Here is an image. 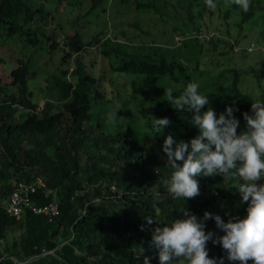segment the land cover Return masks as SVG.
<instances>
[{"label": "trees", "instance_id": "obj_1", "mask_svg": "<svg viewBox=\"0 0 264 264\" xmlns=\"http://www.w3.org/2000/svg\"><path fill=\"white\" fill-rule=\"evenodd\" d=\"M31 1L0 0V26H5L9 38L26 37L27 47L42 51L44 42L39 33L25 28L42 12L41 8H34ZM90 1L91 9L86 15L104 2ZM119 1L132 4L140 11L159 12L155 1ZM196 1L188 3L189 13L199 0ZM256 14L257 7L252 2L247 11H240L239 27ZM187 39H196L197 44L209 43L215 48L221 42L230 43L232 50L238 44L215 37L213 33L209 40L197 34L188 35ZM49 40L51 37L47 38ZM101 45V53L112 59V69L118 75L163 80L167 87L173 88L174 95H179L191 81L186 75L187 68L166 55L129 52L128 47L122 48V45L101 43L99 37L88 42L85 35L77 31L66 44L70 56L68 53L61 60L62 67L70 66L69 60L73 58L74 66L72 70L60 67L50 77L54 102H46L40 108L28 90V81L35 78V73L28 62L17 60V67L10 73L14 90L8 93L9 86L0 83V264H142L137 254L139 249L151 256V264H160L159 255L151 254V250H156L151 236L158 221L149 225L146 217L151 215L167 223L181 218L180 210L184 207L202 218L210 207L221 199H228L230 190H236L242 182L238 176H199V195L184 201L173 199L166 188L172 170L166 163L163 141L169 133L176 139L190 141L199 130L190 123L191 113L176 109L170 102L171 97L158 98L141 86L138 113L146 119L150 130L144 131L147 139L143 140L127 105L116 114L114 102L117 100L104 96L98 80L87 72L81 60L80 54L85 49ZM177 49L167 51L172 53ZM3 64L5 60L0 57V68ZM235 76L232 88L217 89L221 93L217 99L228 94L232 107L239 113L236 117L240 120L237 129L240 133L246 130L247 122L242 120H245V112L252 113L254 100L241 91L237 72ZM213 95L210 92L209 99ZM56 103L62 105L61 111H55ZM208 107L205 105L202 110ZM226 107L224 104L220 109L223 111ZM109 112H114L115 123L107 122ZM124 113L129 115L120 119L119 115L124 116ZM154 117H167L171 121L161 130L162 134H157L152 127ZM37 177L45 180L47 192L34 198H38L41 205L58 202L60 215L52 220L32 212L18 218L8 216L5 203L14 183L30 182ZM236 179L238 185L234 184ZM154 204L158 205V210ZM246 208L247 204L240 211L221 209L220 213L227 222L232 216H245ZM209 222L206 221V225ZM216 229L219 235H224L217 226ZM17 232L19 237L15 236ZM11 234L14 236L10 242ZM226 264L240 262L227 261Z\"/></svg>", "mask_w": 264, "mask_h": 264}, {"label": "rangeland", "instance_id": "obj_2", "mask_svg": "<svg viewBox=\"0 0 264 264\" xmlns=\"http://www.w3.org/2000/svg\"><path fill=\"white\" fill-rule=\"evenodd\" d=\"M145 1L157 2L159 12L140 11L132 4H122L119 0H104L102 5L86 15L91 9L90 0L80 2L79 0H32L34 8H41L42 12L37 13L33 22L25 28L39 33V37L44 42L43 50L36 51L32 46L27 47L26 37L9 38L4 29L5 26H0V57L5 60V64L0 68V83L10 87H7L8 93L14 90L11 87L10 73L17 67V60L22 59L28 62L31 71L35 73V78L28 81V90L33 93V101L38 103L40 108L46 102H54L49 79L60 67L72 70L73 58H69L70 63L72 62L71 65L69 63L70 66L62 67L61 60L68 53L70 56L71 51L66 46L68 40L77 31H81L88 42L92 40L94 42L95 38L99 37L101 43L105 41L111 45H122V48L128 47L129 50H126L129 52L166 55L182 64L187 68L188 78L199 83L203 94L208 97L210 92L214 94L209 99V106L218 114L226 111V109L221 110L222 105L225 104L228 107L233 105L228 100V94L223 95L221 100L217 99L221 95L217 89L221 86L232 88L236 72L239 76L241 91L249 94L254 102L264 101V0H250V4L255 3L257 14L242 27H239L242 8L237 6L234 0H215L214 8H210L206 0H197L190 13L187 10L190 0ZM196 27L202 32L213 33L215 37L219 36L221 39L229 40L231 43L238 42V44L233 46L234 50L230 47V43L221 42L216 48L209 43L197 44L194 42L196 39H187L188 35H199ZM41 32L44 37L40 35ZM49 37L51 40L47 41ZM201 39L200 41L204 42ZM55 44H57L56 49H53L52 46ZM252 46L254 49L249 52L248 49ZM173 48H178V51L172 52L173 54L167 51ZM102 49L103 46L85 49L80 54L81 60L87 72L98 80L99 88L104 92V96L108 100H117L114 102L115 113L124 104L127 105L140 131V137L146 140L144 131L150 130L147 128L146 119L138 113L137 105L141 100L138 90L141 86L146 87L147 91L156 97L165 98L166 89L169 87L163 80H141L131 75L116 74L117 72L112 69V59L106 58L101 53ZM61 109L62 105L57 104L55 111H61ZM114 112L108 113L110 114L107 121L109 124L115 123ZM128 115L129 113H124V116L119 115V118L125 119ZM234 115L238 116L239 113L234 111ZM237 183L238 180H234V184ZM257 183H264V179ZM221 200L207 211L221 215V209L236 212L247 204V202L241 203L242 197L237 189L230 190L229 198ZM209 221L206 231L217 232L215 220L209 219ZM12 236L14 234L9 236L10 242ZM15 236L19 237V232ZM207 246L210 257L218 259L226 256L221 246L218 247L211 241ZM137 254L143 260L148 257L143 249H139ZM151 254L156 257L158 250H151Z\"/></svg>", "mask_w": 264, "mask_h": 264}, {"label": "clouds", "instance_id": "obj_3", "mask_svg": "<svg viewBox=\"0 0 264 264\" xmlns=\"http://www.w3.org/2000/svg\"><path fill=\"white\" fill-rule=\"evenodd\" d=\"M210 8L215 0H206ZM247 11L250 0H234ZM171 104L179 110L191 113L190 123L199 130L190 141L176 139L169 133L163 141L162 150L171 175L166 182L167 192L173 199L185 200L200 194L199 176L240 177L236 188L247 202L246 215L232 216L227 222L218 214L205 211L203 217L180 210L182 217L161 223L154 216H147L149 225L154 220L158 226L152 230L151 241L158 249L160 264H225L239 261L240 264H264V101L252 103V113H244L246 130L238 133L240 120L233 107L217 115L209 105L208 95L200 91L198 82L190 81L179 95L172 88L166 89ZM171 123L169 118H153L152 127L162 134ZM154 208L158 205L154 204ZM214 219L218 229L206 231V221ZM222 246L226 257L209 256L208 242ZM144 264H151L145 257Z\"/></svg>", "mask_w": 264, "mask_h": 264}, {"label": "built area", "instance_id": "obj_4", "mask_svg": "<svg viewBox=\"0 0 264 264\" xmlns=\"http://www.w3.org/2000/svg\"><path fill=\"white\" fill-rule=\"evenodd\" d=\"M200 38L210 39L211 34L208 32H201ZM179 40V39H178ZM254 47L248 49L249 52L253 51ZM47 192V184L41 177H37L30 182H15L14 189L11 192L8 200L5 203V211L10 217H21L26 212H32L36 215H43L49 217L50 220L60 215V206L58 202H50L48 204H39V193Z\"/></svg>", "mask_w": 264, "mask_h": 264}, {"label": "crops", "instance_id": "obj_5", "mask_svg": "<svg viewBox=\"0 0 264 264\" xmlns=\"http://www.w3.org/2000/svg\"><path fill=\"white\" fill-rule=\"evenodd\" d=\"M140 259H141V258H140ZM141 260H142V262H141V263H142V264H144V260H143V258H142ZM141 260H140V261H141Z\"/></svg>", "mask_w": 264, "mask_h": 264}]
</instances>
